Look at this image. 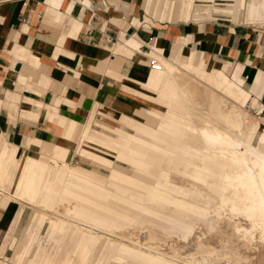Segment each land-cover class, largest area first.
I'll use <instances>...</instances> for the list:
<instances>
[{"label":"bare ground","instance_id":"obj_1","mask_svg":"<svg viewBox=\"0 0 264 264\" xmlns=\"http://www.w3.org/2000/svg\"><path fill=\"white\" fill-rule=\"evenodd\" d=\"M49 1L59 6L62 0ZM177 11L178 4L168 2L159 8L158 17L174 18ZM185 43L180 39L172 52L150 46L144 54L145 43L131 37L130 53L156 58L163 66L161 71L139 67L138 76L149 78L153 88L163 79L165 88L160 91L168 92L174 102L163 110H149L141 121L111 117L123 128L100 123L106 131L93 129V118L86 125L61 119L63 142H39L40 152L24 159L12 192L6 185L17 148L0 135V217L5 213L6 231L0 247L14 251L6 260L16 264L264 260V120L246 109L252 102L264 113V105L260 108L249 94L261 87L258 95L264 98V81L259 84L258 75L255 85L249 86L242 76L244 64L228 61L213 67L204 54L183 47ZM114 50L121 52L122 47ZM76 156L109 175L73 165ZM28 204L37 209L20 238L17 232ZM180 240L186 243L185 251ZM5 262L0 253V264Z\"/></svg>","mask_w":264,"mask_h":264},{"label":"crops","instance_id":"obj_2","mask_svg":"<svg viewBox=\"0 0 264 264\" xmlns=\"http://www.w3.org/2000/svg\"><path fill=\"white\" fill-rule=\"evenodd\" d=\"M168 2L178 4L177 14L162 19L159 8ZM230 2L223 7L196 0H62L53 6L49 0H0V135L17 148L6 190L15 186L24 159L40 152L39 142H63L61 119L86 125L103 112L141 121L149 110L174 102L160 91L163 79L153 88L149 78L138 76L137 69L146 67L143 55L129 52L131 37L145 43L144 54L150 46L172 52L185 38L183 47L212 64H244L247 85H255L258 75L263 83L264 0ZM240 16L246 24L232 22ZM118 45L121 52L114 50ZM260 89L249 94L261 108Z\"/></svg>","mask_w":264,"mask_h":264},{"label":"rangeland","instance_id":"obj_3","mask_svg":"<svg viewBox=\"0 0 264 264\" xmlns=\"http://www.w3.org/2000/svg\"><path fill=\"white\" fill-rule=\"evenodd\" d=\"M230 1H232V0H227V1L226 0H215V1H212V2H214L215 4H219V5H221V6L224 7V4H232V2H230ZM22 2H24V1H22ZM214 3H210V2H208L206 0H196V4L197 5H201V6L202 5H210V4H214ZM142 15H144L143 14V11H141V16ZM218 18H219L218 19L219 21H222V20L225 21L227 19L225 17H218ZM172 22H174V21H172ZM213 22H216V21H213ZM232 22L235 23V24H246L245 17H243V16H240V18H235L234 17ZM222 23H225V22H222ZM153 26H155V25H151V27H153ZM262 26H264V25H262ZM258 27H261V26H258ZM150 58H153V57H145L144 56V58H142V60H144V66L146 68H148V69L150 68L149 67V60H150ZM212 66L215 67L216 65L215 64H212ZM254 97L255 96H253V98ZM252 100H253V102L258 103L257 97H255V99H252ZM98 114H97L98 116L93 117V124L92 125H95V126L92 127L93 129L98 130V131H106L105 128H103V126L100 125V123L108 124V125H110L112 127H116V128H123V125L121 123H119L118 121H116L114 118H111V117H113L111 114H105L103 112H99ZM261 120H264V113L263 112H262V118H261ZM23 156L21 158H19L20 163H22ZM73 165H78V166H81V167L86 168V169L97 170L101 174H103L104 176H108L109 175V172L107 170H105L103 168L96 167L89 160H82L80 156H76L74 158ZM181 182L184 183L185 181L184 180H181ZM11 189H12L11 190V192H12L13 189H14V187H12ZM35 207L36 206H33V205L31 206V204H28L27 207L25 208V212H24V215H23V218H22V221H21L19 230L17 232V234H19L18 237H20V238L22 237L23 231H24L25 227L27 226V224L31 220V217H32L34 211L37 209V207L36 208ZM47 226H48V224H46L45 227L43 228V230L41 231L43 233V236H46L45 232L47 233ZM4 233H5V231L3 230V232L0 235V243H2V241H3ZM21 233H22V235L20 236ZM180 241L178 242V245L179 244H182L183 247L181 245H179V247H180V249L182 248L184 250V247H186L185 246L186 243L183 245L184 241H182V240H180ZM47 243L48 242L45 241V245L44 246H48L49 248H47V249L49 250L50 249V244H47ZM169 244L171 245V243H169ZM168 248H169V246H166L165 247L166 250ZM4 252H5V250L2 249V248H0V253L2 254L4 260L6 261L5 263H7V264H16L15 262H12L10 260H6L7 257L8 258H12L13 257L14 251L11 250V249H7V251L5 253ZM260 264H264V260H262L260 262Z\"/></svg>","mask_w":264,"mask_h":264},{"label":"built area","instance_id":"obj_4","mask_svg":"<svg viewBox=\"0 0 264 264\" xmlns=\"http://www.w3.org/2000/svg\"><path fill=\"white\" fill-rule=\"evenodd\" d=\"M22 1H24V4H26L29 0H22ZM216 21H218V20H216ZM149 67H150L151 71L163 70V66L160 64V62L156 58H150ZM246 109L251 113V115H253L257 119L262 118L261 110L255 108V106L253 105L252 102H248V104L246 105Z\"/></svg>","mask_w":264,"mask_h":264}]
</instances>
